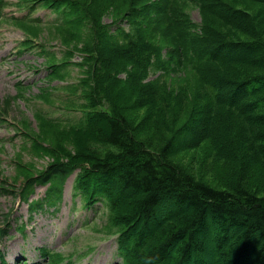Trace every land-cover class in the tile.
I'll use <instances>...</instances> for the list:
<instances>
[{"label":"rangeland","instance_id":"obj_1","mask_svg":"<svg viewBox=\"0 0 264 264\" xmlns=\"http://www.w3.org/2000/svg\"><path fill=\"white\" fill-rule=\"evenodd\" d=\"M79 1L85 3L86 7L93 2L102 14L105 26L115 25L113 32L125 30L131 19L139 15L136 20L139 27H136L147 39L162 47L165 57L169 58L167 54L173 46L166 30L169 19L164 14L163 18L158 9L153 10L149 23V12L139 10V0ZM129 1L133 2L128 6ZM221 1L235 12H247L246 17L251 18H246L241 28L237 26V17L226 19L223 12L217 18L209 14L211 10L206 14L195 5L189 6L188 12L196 22H209V38L240 46L236 51H230L231 55L222 58L220 63H210L205 67L215 71L219 84H225L229 92L223 95L225 90L221 91L219 87L215 90V98H212L197 69L192 64L182 63V56L176 52L175 61L179 67H171L169 75L164 77L165 82L156 84L153 92L150 86H145V82L162 77L158 75L161 71L150 74L143 81L139 79L140 86L133 83L134 76L131 74L118 76L119 85L129 90L123 102L124 115L136 126L139 137L146 140L149 147L158 150L175 136L174 132L186 122L190 113L199 109L203 112L201 128L192 140L181 145L182 151L175 155L174 161L185 168L193 179L213 188L231 194H238L240 189L247 190L264 197V55L263 58L255 57L256 50L251 48L264 47V2ZM215 4L217 2L213 0V9L218 8ZM36 14L42 16V23H18V28L4 23L0 30V48L14 45L23 36H31L47 44V58L29 53L12 62L21 81L27 85V97L22 92L20 98L14 96L16 90L10 84L18 75L0 71V108L3 109L0 112V224L9 220L12 234L2 240V253L9 264L20 261L22 264H49L39 250L46 246L64 253L66 259L63 264H119L118 235L112 233L113 226L109 222L114 213L100 201L85 207L81 206L83 201L79 197L73 199L72 185L77 173L65 185V197L56 216L47 219V231L40 214L33 218V222H28V228L34 226L32 229H27L23 235L16 230L20 221H25L28 216L27 205L18 199L28 172L35 174L48 169L52 162L66 161L78 142L77 125L56 124L42 119L41 114L68 121L79 117L84 109L73 106L77 98L81 97V104L93 94L101 100L103 93L100 83L94 78L93 63L84 61V57L91 56L85 48L91 41L97 45L122 44L111 39L113 35L110 33H98L99 28L86 16L82 17L83 24L73 16L65 25L49 26L61 20L54 18L56 11L47 6V9H39ZM83 14H86L85 10ZM191 29L194 31L196 28ZM245 46L250 47L251 52L245 51ZM227 51L223 48L221 53L226 54ZM60 65L63 67L59 68ZM95 66L100 73L103 71L102 63L95 62ZM33 67L47 68L40 82L35 84L31 82L32 77L40 73L33 74ZM251 79L260 80L255 82ZM243 80H248L252 85L255 82V89L247 94L244 90V96L243 91L239 90L232 97L230 90L236 88L235 82ZM221 95L226 101L217 105L216 99ZM98 110H107V105L101 104ZM16 127L23 136L19 135ZM42 194L39 193V196ZM157 212L159 216V209ZM156 223L149 222L148 234L151 236L156 231L152 228ZM212 224L210 222L208 228V249L200 254V261L196 259L198 264H222L218 251L223 248L211 239V236L215 237ZM209 237L206 238L207 243ZM12 245L17 246L15 251ZM12 253H15L16 261L12 259ZM256 254L257 246L250 252L251 259ZM189 259L186 264H194L195 252H190ZM167 260L160 264H168ZM172 264L183 262L175 259Z\"/></svg>","mask_w":264,"mask_h":264},{"label":"trees","instance_id":"obj_2","mask_svg":"<svg viewBox=\"0 0 264 264\" xmlns=\"http://www.w3.org/2000/svg\"><path fill=\"white\" fill-rule=\"evenodd\" d=\"M28 1L41 2L57 11L62 20L53 25H65L73 16L83 24L82 17L86 16L99 28L98 33H110L115 36L111 39L122 43L121 46L114 43L97 45L89 40L91 42L85 48L91 56L84 57V61L93 63L92 72L103 93L101 100L93 94L81 104V97L77 98L73 106L84 109L79 117L68 121L47 117L56 124L77 125L78 142L66 161L52 162L48 169L35 174L28 172L22 192L24 202L36 184L49 183L45 196L30 203L31 211L60 205L67 178L80 166L75 194L85 200V206L100 201L114 213L109 222L113 226L112 233L118 235L117 252L122 257L119 264H160L167 259L168 264L175 259L186 264L191 251L195 252L194 264H198L196 259L200 261V254L209 246L206 244L210 241V222L213 223L215 235L211 239L223 248L218 251L222 264H264V197L247 190L240 189L238 194H231L213 188L193 179L185 168L174 161L175 155L182 151L181 145L192 140L201 128L203 112L193 110L186 122L174 132L175 136L158 150L152 149L146 140L139 137L136 126L124 115L123 102L129 90L119 85L118 78L123 73L131 74L134 76L133 83L137 84L139 79L143 81L150 74L161 71L158 75L162 77L145 82V86H150L153 92L156 84L165 82L164 77L169 75L171 67H179L175 61V53L179 52L182 63L192 64L197 69L212 98H215V90L219 87L221 91L225 90L223 95H226L229 91H226L225 84L220 85L215 71L205 67L210 63H220L222 58L231 55L230 51H236L240 46L209 38V22H194L188 7L195 5L206 14L211 10L216 13L209 14L217 18L221 17L222 12L226 19L237 17V26L241 28L246 18L249 20L251 16L246 17L245 11L235 12L229 6L225 7L221 0H214L217 11L211 7L213 0H154L149 3L148 0H139V10L149 12V23L154 9L162 12L163 18L165 15L169 19L166 30L173 46L167 54L169 58H166L163 48L147 39L136 27L139 15L131 19L127 31L114 33L111 25L105 26L102 14L93 2L86 7L79 0ZM132 2L129 1L128 6ZM83 10L86 14H83ZM192 27L196 29L193 31ZM223 48L224 51L228 50L226 54L221 53ZM251 48L256 50L255 57L263 58L264 47ZM251 48L244 47L245 51L250 52ZM95 62L102 63L101 73ZM259 80L251 79L255 82ZM253 85L248 80L235 82L236 88L230 90L232 97L239 90L243 91L242 96L245 95L244 90L246 94L253 91ZM223 95L216 99L217 105L226 101ZM103 103L107 105V110H98ZM40 117L45 119V116ZM151 221H157L152 227L156 229L153 236L148 234ZM135 224L138 225L137 229H131ZM254 245L257 246V254L251 259L250 252Z\"/></svg>","mask_w":264,"mask_h":264},{"label":"bare ground","instance_id":"obj_3","mask_svg":"<svg viewBox=\"0 0 264 264\" xmlns=\"http://www.w3.org/2000/svg\"><path fill=\"white\" fill-rule=\"evenodd\" d=\"M137 224L139 225V223H137ZM137 224H135L134 226H132L131 229H134V230L137 229V227H138Z\"/></svg>","mask_w":264,"mask_h":264}]
</instances>
